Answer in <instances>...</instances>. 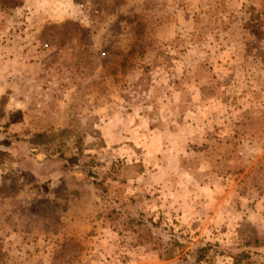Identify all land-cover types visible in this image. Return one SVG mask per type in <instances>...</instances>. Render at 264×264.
Masks as SVG:
<instances>
[{
	"label": "rangeland",
	"instance_id": "obj_1",
	"mask_svg": "<svg viewBox=\"0 0 264 264\" xmlns=\"http://www.w3.org/2000/svg\"><path fill=\"white\" fill-rule=\"evenodd\" d=\"M21 1L0 6V264L205 243L200 264H264V0ZM140 214L186 256L140 244Z\"/></svg>",
	"mask_w": 264,
	"mask_h": 264
},
{
	"label": "trees",
	"instance_id": "obj_2",
	"mask_svg": "<svg viewBox=\"0 0 264 264\" xmlns=\"http://www.w3.org/2000/svg\"><path fill=\"white\" fill-rule=\"evenodd\" d=\"M22 4L21 0H0V6L2 8H14ZM49 137L47 132H37L28 139V142L32 147H37L44 144L43 141L45 138ZM4 144L8 146L9 141H5ZM3 152L0 150V153ZM62 156V155H61ZM76 156H72L65 159L64 167L68 168L76 164ZM136 226H142L144 229L143 236L141 237L140 244H148L150 249L158 250L160 256L164 255L166 257H173L175 254H180L183 258L186 256L187 252H184V248L187 246L185 242L180 241L174 235L170 236V240L167 242H162L159 237H153L150 229L148 228L152 223L148 222L144 215L140 214L137 218L134 219ZM261 245L257 237H251L250 240L243 243L244 247H258ZM210 250L217 252L218 246L211 243H205L197 245L194 250L191 252L194 256V263L200 264L203 261H207ZM232 259L234 264H251V251L249 249H241L237 253H232Z\"/></svg>",
	"mask_w": 264,
	"mask_h": 264
}]
</instances>
